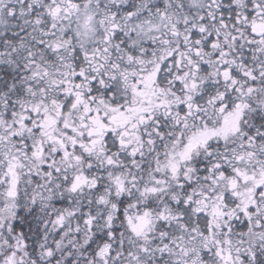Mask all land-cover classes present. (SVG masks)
<instances>
[{
	"label": "snow or ice",
	"instance_id": "6c2138e0",
	"mask_svg": "<svg viewBox=\"0 0 264 264\" xmlns=\"http://www.w3.org/2000/svg\"><path fill=\"white\" fill-rule=\"evenodd\" d=\"M0 264H264V0H0Z\"/></svg>",
	"mask_w": 264,
	"mask_h": 264
}]
</instances>
